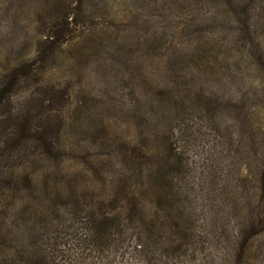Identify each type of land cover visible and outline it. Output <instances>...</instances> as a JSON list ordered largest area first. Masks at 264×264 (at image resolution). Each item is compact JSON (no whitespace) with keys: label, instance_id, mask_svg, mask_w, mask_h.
<instances>
[{"label":"trees","instance_id":"16d2710c","mask_svg":"<svg viewBox=\"0 0 264 264\" xmlns=\"http://www.w3.org/2000/svg\"><path fill=\"white\" fill-rule=\"evenodd\" d=\"M200 1L211 9L195 11L187 4L180 10L187 18L177 29L178 36H188L186 43H198L196 58H187L179 49L185 59L176 56L165 65L166 77L177 82L176 90L166 87L152 92L153 97L144 92V97L131 89L126 103L114 102V118L133 120L141 139L111 133L95 113L90 124L81 126L98 150L79 156H71L62 141L70 94L44 78L46 64L75 32L69 21L73 13L65 0L39 19L46 39L36 58L0 73V264H215L219 252V264H247L248 240L264 227L260 206L248 209L254 219L247 226L231 223L240 216L231 207L221 225L217 213L214 218L206 215L208 204L234 194V188H227L230 165L224 158L240 149V140L226 129L227 136L207 142L197 180L190 167L191 144L182 145L178 137L188 141L198 132L185 118L187 110L198 111L197 119H202L218 106L216 99L184 95L186 70L212 62L204 51L211 24H236L242 41L232 40L253 48L258 41L253 15L258 8L264 12V0ZM146 44L149 51L164 52L156 40ZM250 66L240 64L237 69L247 75ZM137 76L141 92L146 85L151 89L147 76L141 80L140 66ZM146 101L150 109L140 118L138 111ZM156 117L163 123L152 125ZM261 163L254 195L263 204L264 159ZM241 168L242 163L237 174L242 171L243 182L251 183L250 173L245 177Z\"/></svg>","mask_w":264,"mask_h":264},{"label":"rangeland","instance_id":"374dc122","mask_svg":"<svg viewBox=\"0 0 264 264\" xmlns=\"http://www.w3.org/2000/svg\"><path fill=\"white\" fill-rule=\"evenodd\" d=\"M64 1L0 0V64L6 66L0 67V73L4 72L3 68L9 71L20 61L36 58L40 45L46 39V30L39 19L47 17L52 8ZM67 1L73 13L69 21L73 20L71 28L75 32L68 42L54 51L44 71L46 81L60 85L70 94L66 111L69 124L65 128L63 143L71 156L96 152V144L89 139L83 128L95 118V113L99 114L97 121L108 126L111 133L118 135L122 132L127 138L141 139L140 129L136 130L133 120L128 117L114 118V102L126 103L127 93L131 89L137 91V96L143 94L144 97V92H149L153 97L152 92L161 89L166 91V87L170 89L168 91L174 92L177 82L166 77L165 65L174 61L176 56L185 59L177 51L179 49L186 52L183 55L187 58H196L198 53L197 42L190 39L186 43L187 35L178 36V23H183L187 18L186 15L182 16L180 10H185L187 4L195 11L202 8L208 11L212 6L204 0H187L188 3L181 7L179 3L183 0ZM255 20L258 41L255 40L253 48L232 40L242 41L236 24L231 26L228 23L221 25L213 22L212 32L207 34L208 44L204 45V51L212 62L202 69H187L185 74L188 86L184 95L191 92L192 95L199 94L202 98L206 96L218 102L214 113L211 116L203 114L202 119H197L198 111L191 114V109L187 110L185 118L195 124L198 132L188 141L183 136L178 137L183 142L182 145L187 142L191 144L190 167L192 171L196 170V179L200 176L198 168L204 164L205 156L202 151L207 142H213L214 137L227 136L224 134L226 129L231 133L230 137L241 142L240 149H233L227 155L228 158H224L230 165L227 167V188L230 191L234 188V199L230 200L232 196L230 199L226 195L219 196L225 202H211L206 208V215L210 213L209 216L214 218L218 214L221 219L219 225L225 222L223 218L230 207L240 214L238 220H231V223L242 226H247L248 220L254 219V210L251 212L253 215L248 217V209L258 204L264 213V203L257 202L254 195L260 185L262 167L259 163L264 159V12L259 8L253 15V24ZM146 40H156L162 47L161 50L164 47V52L159 54L149 51ZM240 64L242 67L244 64H253V67L250 66L253 70L247 75L244 72L241 75L238 70ZM139 66L142 82L144 76L151 82V89L146 85L143 92L137 76ZM198 90L202 92H197ZM147 104L148 101L146 104L144 102V108L138 111V117H142L150 109ZM156 106L154 103V107ZM82 111L85 114H80ZM165 118H170V115ZM160 119L156 117L151 124L163 123ZM212 127L215 133L211 131ZM240 153L244 154L243 158ZM220 157L218 154V158ZM241 163L244 176L250 173L251 183L243 182L242 171L237 174ZM72 165L73 163L69 164ZM225 185L221 183L219 186ZM260 208H256L255 213ZM259 218L264 224V215ZM222 249L228 251L224 245ZM219 253L214 254L215 264H219ZM246 254L247 264H264V227L250 236Z\"/></svg>","mask_w":264,"mask_h":264}]
</instances>
